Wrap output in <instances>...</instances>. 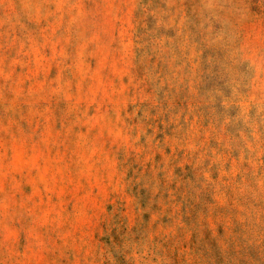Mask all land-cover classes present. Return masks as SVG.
Instances as JSON below:
<instances>
[{
	"label": "rangeland",
	"instance_id": "374dc122",
	"mask_svg": "<svg viewBox=\"0 0 264 264\" xmlns=\"http://www.w3.org/2000/svg\"><path fill=\"white\" fill-rule=\"evenodd\" d=\"M0 264H264V0H0Z\"/></svg>",
	"mask_w": 264,
	"mask_h": 264
}]
</instances>
